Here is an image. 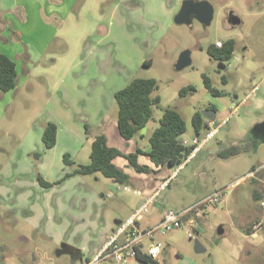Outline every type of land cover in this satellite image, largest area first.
Returning a JSON list of instances; mask_svg holds the SVG:
<instances>
[{"label":"rangeland","instance_id":"obj_1","mask_svg":"<svg viewBox=\"0 0 264 264\" xmlns=\"http://www.w3.org/2000/svg\"><path fill=\"white\" fill-rule=\"evenodd\" d=\"M84 1L88 4L78 16L79 21L68 23L67 31H60L59 41H53L51 45L49 52L59 61L56 68L49 73L43 71L42 76H30L25 87L17 93L15 102L1 112L0 181L4 182L1 189H13L11 179H8L9 170L30 172L36 182H39L38 175H46L48 170L53 171L51 176L59 174V180L74 170L63 158L68 138L53 149L57 148L53 157L45 156L47 165L43 166L40 159L47 151L43 140L31 138L32 130L45 128L51 116H58L55 109L46 105L50 97L62 99L60 108L65 107L78 122L88 123L94 134L100 132L94 127L97 125L93 121L95 112L102 108L108 119L117 121L118 108L114 98L117 91L135 78L156 79L160 85L157 93L168 94L170 100L173 93L177 94L175 100L170 101L171 106L179 110L187 124L182 140L192 145L195 138L202 141L208 135L204 128L197 137L192 125L196 112H203L209 106L221 111L220 106H223L228 110L227 114L218 113L215 117L220 124L235 108L236 101L257 86L251 94L253 101L258 102L257 110L248 111L245 106L238 108L215 138L192 157L177 178L172 179L171 187L156 203L159 209L182 212L194 207L200 198L205 201L216 192L224 193L221 201L192 210L190 215L198 223L193 237H189L187 228H181L167 235L157 234L156 239L164 245L158 260L160 264H264V129L260 126L262 123L255 125L258 121L264 122V0H208L215 8L209 26L197 19L190 25L176 24L174 17L168 22L165 17L171 13V7L157 9L153 5L155 0H140L141 3L135 4L130 0H80L75 10L83 7ZM180 1L181 8L183 0ZM178 9L177 6L175 14ZM143 10L146 21H141ZM228 39H235L238 44L233 58L227 62L213 60L207 48L216 41ZM185 50L191 52L192 65L179 71L176 63ZM143 59L153 60V67L141 66ZM202 74L210 77L213 86L223 91L224 96L214 98L209 95ZM58 82L59 94H56ZM190 85L197 91L180 97L179 91ZM3 96L0 92V99ZM61 112L59 109L62 120ZM90 113L95 115L91 117ZM162 114L161 109L154 107L153 119L141 133L151 136L159 127ZM246 116L253 119V124L246 126L242 122ZM238 143L245 152L226 160L217 157L216 152ZM36 154L41 157L36 158ZM82 160L78 156L74 161L85 164ZM15 166L19 168L14 170ZM254 167L257 169L252 171ZM176 169L170 168L169 174ZM4 171L7 178L3 177ZM78 178L106 197L109 203L106 212L112 213L118 205L117 199L109 197L112 194L122 197L121 204L136 206L137 201L132 203V200H138L137 195L122 187L116 192L112 180L100 174ZM129 187L135 190L131 185ZM165 194L169 197L168 205L164 203ZM255 195L260 199L255 200ZM17 208L13 198L0 201V264H42L41 261L70 264L69 254L58 256V247L44 237L42 230L32 227L33 223L22 210L25 208ZM150 210L152 206L142 217L148 220ZM122 220V224L126 223ZM221 226L225 232L219 235ZM248 232H256V236L244 237ZM196 240L203 245L204 252L196 251ZM147 245L148 241H144V246ZM127 264L143 263L132 259Z\"/></svg>","mask_w":264,"mask_h":264},{"label":"crops","instance_id":"obj_2","mask_svg":"<svg viewBox=\"0 0 264 264\" xmlns=\"http://www.w3.org/2000/svg\"><path fill=\"white\" fill-rule=\"evenodd\" d=\"M79 1L80 0H0V54L8 56L15 62L19 77L17 88L4 93V96L1 97L0 115L7 105L15 102L17 93L25 87L30 76H42L44 72L47 71L49 73L56 68V63L59 61L52 58L53 56L49 50H52L51 45L53 41H59V32L67 31L66 27L68 23L79 21L78 16L83 14L88 4V2L84 1L86 4L79 10H75ZM137 1L141 3L140 0H130V2L134 4ZM141 1L145 2V0ZM179 1L180 0H155L153 5L157 9L171 7V13L165 17V20L169 22L174 17L175 22V15L178 14L180 9L179 3L181 1ZM177 6L179 9L175 14ZM151 10L155 9L151 8ZM140 13L143 14L141 21H146L144 10ZM148 18L151 17L148 15ZM133 19L135 18L133 17ZM237 45L238 44H236V47ZM56 55L55 53L54 57H56ZM145 62L151 63V65L145 66ZM153 65L154 61L151 59H143L141 61V66L143 67L151 68ZM221 66L225 68V65L221 64ZM56 84V94H59V82ZM256 88L257 86H255L243 99L237 100V105L235 107H237V109H242L243 106H245L248 111L254 108L256 109L258 102H254L253 96L251 95L255 92ZM157 94L161 97V104L163 107L171 106L172 103L170 101L175 100L177 96L176 93H173L170 100L168 94ZM209 95L211 94L209 93ZM236 99H239V97H236ZM47 101L46 105L51 106L52 110L55 109L54 111H57V113H54L58 114V116H51L46 122H54L57 124V148L58 144H60L64 138H68L66 141L68 143V148L64 154H70L73 160L81 156L85 164L89 163L91 161L93 138L87 137L82 121L80 120V122H78L75 120L72 113L68 112L65 107L60 108L61 106H59V103L63 102L62 99L50 97ZM220 108H222L221 111L215 108L216 114L221 113L226 115L228 110L223 106H220ZM59 109L62 111L60 114L62 120L59 119ZM230 111H232V109ZM89 112H91V108H89ZM95 113H97V115L93 121L97 125L94 127L97 128L100 133L107 136L109 146L118 148L124 154L135 153L138 149L146 152L150 150V135L146 136L140 133L134 139L127 141L119 134L117 121L113 118L108 119V116L104 115L106 112H104L103 108ZM95 113H93V115L90 113V116L93 117ZM252 120V118H247L246 116L242 122L247 126L253 124ZM259 124H261L260 126L264 129V122L258 121L255 123L256 126ZM82 132L84 133L82 134ZM43 133L44 128L37 129L36 131L32 130L31 138L34 137V139L40 141L43 137ZM72 133H75L77 136H74ZM262 137H264V135ZM203 146L198 149L195 155H198L202 151ZM55 147L45 151V155L40 159L43 163L42 166L44 164L47 165L45 156H48V158L53 157V153L57 149L53 150ZM27 153L28 152H26V154ZM217 153L218 152H216V154ZM194 156H191L187 160V163ZM140 162L141 164L155 168L157 173L138 174L129 167L128 161L125 158L119 157L114 160V163L118 167L125 170L131 176V187H134L135 190H127L125 186H120L113 181L114 185L112 187H116V192H120L119 190L122 187L126 192L133 193L139 198L138 200H132V203L137 201L135 206L134 204L128 205V203L124 202L121 204L120 199H122V197L117 194L109 195L113 200L117 199L116 203L118 204L112 213H110V210L106 212L107 205L109 204L106 201V197L103 194L100 196L97 191H93L89 184L79 179L78 176L70 177L62 184L55 185L51 188H44L39 182H36L32 178L30 172L23 169L16 172L9 170L10 177H8V175L5 174L6 171H4L3 177L5 178L6 176V178L8 177V179H11L10 182L12 183L13 189L12 191L10 188L1 189L3 188L2 184H4L1 180L0 201H4L6 198H13L14 205L18 208L20 206L25 208V210H22L26 218L33 223L32 227L42 230L45 234L44 237L46 239L49 238L48 240L52 241L53 244L58 247V256L69 254L71 260L68 262L70 264H77V262L78 264H84L92 260L104 249L109 238L117 232L119 226L123 223L122 219L128 221L134 217L146 203L152 206V210L148 211V220L144 216L138 221V226L141 230H146L159 224L165 211L168 210L167 208L159 209L156 202L161 197L162 193L171 187L172 182L166 189H161L162 183L170 176V169L155 167L146 156H140ZM187 163H185L183 167ZM42 166L40 165L41 171L43 170ZM183 167L178 171L177 177L184 170ZM17 168L19 167L15 166L14 170ZM52 173L53 171L50 172L48 170L46 175L42 177L46 181L54 183L59 180L60 176L59 174L51 176ZM26 175L27 177L29 176V178H27ZM134 191L138 192L135 193ZM164 198V203L167 202L168 205L170 201L167 194H165ZM203 200L204 199L200 198L199 203L195 204L194 207L185 208V210H195L197 206L202 207L204 205L202 202ZM121 209H125L126 211L123 212ZM195 231L196 229H194V232ZM254 236H256V232L252 234L247 233V236L244 237L250 239ZM126 240L127 237L122 235L119 242L124 243ZM59 246L63 249L59 248ZM70 247L74 249L75 254L67 251ZM41 263L47 264L42 261Z\"/></svg>","mask_w":264,"mask_h":264},{"label":"trees","instance_id":"obj_3","mask_svg":"<svg viewBox=\"0 0 264 264\" xmlns=\"http://www.w3.org/2000/svg\"><path fill=\"white\" fill-rule=\"evenodd\" d=\"M237 41L228 39L224 42L223 48H217L215 43L207 48L208 55L215 61L227 62L233 58ZM151 63L145 62V66ZM203 83L212 96L219 98L224 96V92L213 86L212 80L206 74L202 75ZM226 84L225 77L222 78ZM19 77L16 71V64L8 56L0 54V92L7 93L15 90L18 86ZM160 89L158 80L135 78L123 89L117 91L114 95L118 108V131L121 137L129 141L137 137L142 130L153 119V109L157 107L163 111L162 118L159 120V127L153 132L149 139L150 150L143 151L138 149L135 153L124 154L121 150L111 147L108 144L107 136L103 133H92L93 129L88 123L84 124L87 137L93 138L91 161L87 164H77L70 154H64V162L67 166L74 167L71 173H67L64 178L55 183L46 181L41 175H38V181L44 188H51L62 184L68 178L73 176H91L100 174L107 179L112 180L120 186L128 187L132 184L131 176L123 169L118 167L114 160L122 157L128 161V165L138 174H156L157 170L148 165L141 164L140 156H146L155 167L178 168L188 160L196 149V146H186L181 142L182 136L187 131V124L176 107H163L161 97L156 93ZM192 85L183 87L179 91L180 97H186L190 93L196 92ZM208 109L216 111L214 106ZM208 118L201 111L194 114L192 125L196 135L208 127ZM58 127L53 122L46 123L43 133V144L46 150L52 149L57 144ZM245 148L241 144H235L220 150L216 155L221 159H230L243 152ZM41 157L40 154L35 155ZM257 168L254 167L252 171ZM256 194V192H255ZM255 200L260 198L255 195ZM249 234H252L248 232ZM67 251L75 254L74 249L70 247ZM137 260L143 264H159V261L152 260L142 250L137 252ZM89 262V261H87Z\"/></svg>","mask_w":264,"mask_h":264},{"label":"built area","instance_id":"obj_4","mask_svg":"<svg viewBox=\"0 0 264 264\" xmlns=\"http://www.w3.org/2000/svg\"><path fill=\"white\" fill-rule=\"evenodd\" d=\"M215 46L217 48H223L224 43L223 41H216ZM237 110V107L232 109L230 114L225 117L220 122V124H218L215 118L208 119V135L202 141L199 138H195L192 145H189L186 141H183L186 146H196V149L191 154V156H194L200 147L205 145L211 139L215 138V136L218 134L219 129L229 122L230 117L234 113H236ZM185 163H187V161L179 166L172 174H170L168 179H166L164 183H162V190L166 189L170 185L172 179L175 176L177 177L178 171L183 167ZM126 189L130 190L129 186L126 187ZM134 192L137 193V191ZM223 196L224 193L216 192L210 195L205 201H203V204H218ZM148 206L149 204L146 203L134 215V217L126 221V223L121 224L117 232L109 238L104 249L92 260L84 264H108L111 262L117 264H127L130 260L137 259L138 250H142L143 252H145L152 260L158 261L164 245L162 242L156 239L157 234L167 235L174 230L187 228V234L189 235V237H193L192 233L194 232V229H196L198 224L197 221H195V219L190 216L193 209H188L182 212L167 210L165 211L164 216L159 224L149 229L141 230L138 226V221L142 219V214L144 212H147ZM122 235H125L127 237V240L124 243L119 242V239ZM144 241H148V245L146 247L144 246Z\"/></svg>","mask_w":264,"mask_h":264},{"label":"water","instance_id":"obj_5","mask_svg":"<svg viewBox=\"0 0 264 264\" xmlns=\"http://www.w3.org/2000/svg\"><path fill=\"white\" fill-rule=\"evenodd\" d=\"M215 15V8L211 2L208 0H184L182 2L181 8L178 14L175 17V23L180 25H190L192 24L194 19H197L203 25L209 26ZM192 65V57L191 52L189 50H185L181 53L177 63L176 69L183 70ZM203 115L208 119H214L216 116V111L214 110H206L202 112ZM199 135H197L198 137ZM183 142V140H181ZM223 227H219L218 234H224ZM195 249L197 252H204L205 248L203 245L196 240Z\"/></svg>","mask_w":264,"mask_h":264},{"label":"flooded vegetation","instance_id":"obj_6","mask_svg":"<svg viewBox=\"0 0 264 264\" xmlns=\"http://www.w3.org/2000/svg\"><path fill=\"white\" fill-rule=\"evenodd\" d=\"M230 21H231V18H230ZM206 110H210V109L207 108V109H205V111H206Z\"/></svg>","mask_w":264,"mask_h":264}]
</instances>
